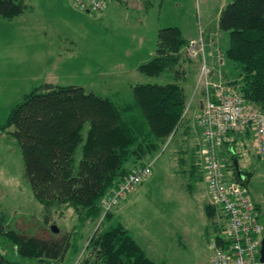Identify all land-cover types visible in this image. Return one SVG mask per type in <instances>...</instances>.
<instances>
[{
    "label": "rangeland",
    "instance_id": "374dc122",
    "mask_svg": "<svg viewBox=\"0 0 264 264\" xmlns=\"http://www.w3.org/2000/svg\"><path fill=\"white\" fill-rule=\"evenodd\" d=\"M220 1L162 0L158 8L155 4L157 9L150 12L148 22L151 27L153 16L158 12L161 27L175 25L182 29L185 36L189 35L187 31L197 35L198 26L204 25L206 20L211 27L217 28ZM226 1H223V5ZM74 7L71 0H42L35 4V8L26 4L24 12L16 17H0V129L7 121L11 107L21 101L25 93L45 81H52L55 85H81L85 90L105 96L113 102L127 101L132 97V91L126 86L127 81L134 76L129 70L130 62L108 65L106 61L104 65L97 66L95 59L90 56L92 52L88 53V64L82 57L71 58L68 54L58 58L55 45L61 44L62 33L66 28L77 23L85 24L88 47L91 44L94 46V35L89 32L95 27V21L88 20L87 16L91 18L95 13L82 10L87 15L82 19L73 11ZM44 26L46 35L40 33ZM222 33L218 30V38ZM223 35L226 37L225 33ZM215 40L209 34V41L216 44ZM205 46L209 63H226L223 59L218 62L219 53L215 49L213 51L211 46ZM218 48L221 52L222 47ZM180 51L184 58L181 65L176 67V72L180 75L179 84L188 100L179 125L160 149L144 158V162L151 164L150 174L108 211H104L101 206V197V210L97 217L85 216L84 210L67 202L45 209L34 199L23 174L22 155L11 134L12 127L0 130V213H6L10 227L15 230L37 235L47 232L51 239L64 241L66 238L69 241L60 257L48 264H78L83 260L90 236L104 225L102 218L109 212L113 219L121 220L135 240L146 247L155 262L211 264L208 244L213 233L222 229L223 216L218 207L210 202L203 171L199 170L203 152L198 111L200 105L196 100L197 95V99H201L203 89L195 87L199 58L190 56L185 49ZM212 66V80L218 81L214 76L218 77L220 70ZM123 67L128 68L124 76ZM102 68H109V75L106 72L104 76L103 71L99 72ZM137 74L142 82L160 84L172 81V72L158 76ZM115 88L118 94L111 95ZM237 139V143H233L238 148H235L237 158L249 157L253 163V173L247 187L252 200L261 202V218H264V157L255 154L249 139ZM245 141L247 143H243ZM221 156L227 164L226 168H232L229 165L235 159L230 153L222 150ZM226 168L225 172L229 174ZM207 204L214 205L212 218H208L205 213ZM52 223L57 226V232L50 231ZM215 224L217 229L213 226ZM0 249L8 257L19 261L20 258L14 254L7 240L0 238Z\"/></svg>",
    "mask_w": 264,
    "mask_h": 264
},
{
    "label": "trees",
    "instance_id": "16d2710c",
    "mask_svg": "<svg viewBox=\"0 0 264 264\" xmlns=\"http://www.w3.org/2000/svg\"><path fill=\"white\" fill-rule=\"evenodd\" d=\"M25 8L23 0H0V17H16ZM217 18L216 29L226 34L227 41L222 59L237 69L235 77L227 79L221 66L220 79L233 86L246 104L264 112V0H230ZM156 33L154 54L137 68L146 76L172 72L171 82L137 83L131 87L132 97L120 102L81 85L45 82L11 107L1 129L12 127L23 174L34 199L45 209L67 202L84 210L85 216L97 217L100 198L132 170L150 163L144 158L160 149L176 130L188 100L176 67L182 63L180 50L188 39L175 25ZM237 136L232 144L242 136L251 139L248 130ZM227 148L223 146L221 152ZM230 155L238 160L234 149ZM248 175L245 172L244 185ZM213 209V204L205 206L208 218L214 215ZM102 220L104 225L90 236L86 256L78 264H165L155 262L112 213ZM0 238L20 258H10L0 249V264H48L60 257L69 242L51 239L47 232L15 230L6 213H0Z\"/></svg>",
    "mask_w": 264,
    "mask_h": 264
},
{
    "label": "built area",
    "instance_id": "2783aa9c",
    "mask_svg": "<svg viewBox=\"0 0 264 264\" xmlns=\"http://www.w3.org/2000/svg\"><path fill=\"white\" fill-rule=\"evenodd\" d=\"M83 11L100 13L105 0H71ZM197 35L188 39L183 49L190 56L199 58V70L195 87L203 89L199 107V123L202 134V161L204 180L209 192L210 202L214 203L223 216V227L218 236L209 240L211 264H264L260 259V241L264 237L263 224L259 220V212L252 200L245 179L233 180L225 172L221 149L227 145L226 151L232 153L235 145L232 140L239 134L249 131L250 144L255 154L264 157V112L256 106L248 105L231 85L224 83L218 74L213 81V66L208 61L206 46L222 55L218 45L209 41L218 32L206 35L201 25ZM214 47V48H213ZM219 51V52H217ZM227 169V168H226ZM150 163L142 165L119 181L107 195L101 199V206L108 211L120 198L146 176L150 174Z\"/></svg>",
    "mask_w": 264,
    "mask_h": 264
},
{
    "label": "crops",
    "instance_id": "0c3cea01",
    "mask_svg": "<svg viewBox=\"0 0 264 264\" xmlns=\"http://www.w3.org/2000/svg\"><path fill=\"white\" fill-rule=\"evenodd\" d=\"M23 1L25 4H29L30 8L31 7L35 8V4H37V2L42 0H23ZM223 1L225 0H221L218 6L219 11L217 17L223 6L230 0H227L224 5H223L224 3ZM161 3L162 0H159L158 3H156L155 0H107L105 8L102 11H100V13H95L94 16H92L91 18H89V15L87 16L83 12H81L82 10L80 8H75L76 7L75 6L73 11L76 13V15L78 14L79 16H81L82 19H85L86 18L85 16H87L88 20L92 19L93 21H95L94 22L95 27L91 29L89 32V34L91 33L92 35H94L93 37L94 46H92L91 44V46L88 47L87 44L88 36H86V31H85L86 29L84 27L85 24L83 22L81 24L77 23V25L75 26L67 27L65 32L62 33L63 38L61 44L55 45L54 49L57 52L58 58H60V56L62 55L64 56L68 54L69 57L71 58L82 57L85 60V62L88 64V60H89L88 53L92 52V55L90 56L95 59V63L97 64V66L98 65L102 66V64L104 65L106 61L108 62V65H114L115 63L124 64L125 62H130L131 64L129 70L134 73V76L132 79L127 81L126 86L128 87V89L131 90V87L137 83H145L139 81V76H138L139 74L137 73L138 72L142 73V72L137 68V66L142 62L148 61V59H150L154 54V50L156 46L155 44V39L157 34L156 32L159 28H161V26L159 25V21H158V12L153 16L152 19L153 23L151 24V27L148 22V17L150 15V12H153L154 8H156L155 4L157 5L158 8V6ZM207 23L209 22L206 20L204 21V25H201V27H203V30L207 34L218 32V30L216 31L215 27H211L210 24ZM45 28H46L45 26L41 28L43 30L42 32H40L41 34L43 33L45 35L47 34ZM180 31L184 33L182 29H180ZM187 32L189 33V35L185 36L183 34L186 39H191L196 35L195 33L191 35L190 31ZM56 37H59V35ZM213 39L215 40V42H217L218 46H221L223 49L226 47L227 41L223 33L221 34L220 38H218V34H217L216 37H213ZM223 62L226 61L223 59ZM210 64L215 65V67L216 68L218 67L219 69L221 66H224L222 67V69L224 68L223 69L224 76L227 79L234 78L236 75L237 72L236 66L231 62L223 63L224 65L223 64L220 65L214 62L212 63L210 62ZM122 70H123L122 76L126 75V73L128 72V68L123 67ZM102 71L104 73V76L106 72L107 75H109V72H111L109 68L106 69L102 68L100 69L99 72ZM45 82L54 84L52 81H45ZM117 91H118L117 88H115L113 90V93H111V95L118 94ZM197 97L196 100H198V105H200L201 100L200 98L197 99ZM242 137L244 138V136ZM243 143H247V141ZM235 148L238 149L236 145ZM240 149L244 150L242 147H240ZM244 153L245 151L242 153V155H244ZM257 157L261 159V157L259 156ZM252 164L253 163L249 161V157L244 156L240 160L238 159V165L239 167H241L242 172L244 174L245 172L246 173L249 172L248 175L249 180L251 179L250 177L252 176L253 173V170H251V167H253ZM255 204L257 206V210L259 212V220L263 224V231H264V218L263 217L261 218V214L263 213L261 202L256 201ZM213 226H215V229L218 228L217 224ZM214 234L215 232L213 233V235ZM140 245L144 249V251L147 252L146 247H144L142 244Z\"/></svg>",
    "mask_w": 264,
    "mask_h": 264
},
{
    "label": "flooded vegetation",
    "instance_id": "af4514ba",
    "mask_svg": "<svg viewBox=\"0 0 264 264\" xmlns=\"http://www.w3.org/2000/svg\"><path fill=\"white\" fill-rule=\"evenodd\" d=\"M232 168H227L228 169V175L234 177V175L239 176V178L245 179V174L242 172L241 167L238 165V160L236 159L233 161L232 164L229 165Z\"/></svg>",
    "mask_w": 264,
    "mask_h": 264
},
{
    "label": "water",
    "instance_id": "95a60500",
    "mask_svg": "<svg viewBox=\"0 0 264 264\" xmlns=\"http://www.w3.org/2000/svg\"><path fill=\"white\" fill-rule=\"evenodd\" d=\"M58 228L55 224L50 225L51 232H57ZM260 259L264 261V237L260 241Z\"/></svg>",
    "mask_w": 264,
    "mask_h": 264
}]
</instances>
